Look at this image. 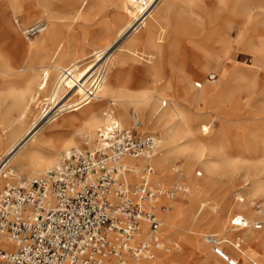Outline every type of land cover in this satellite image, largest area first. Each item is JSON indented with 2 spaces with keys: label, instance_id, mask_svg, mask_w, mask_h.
I'll use <instances>...</instances> for the list:
<instances>
[{
  "label": "bare ground",
  "instance_id": "obj_1",
  "mask_svg": "<svg viewBox=\"0 0 264 264\" xmlns=\"http://www.w3.org/2000/svg\"><path fill=\"white\" fill-rule=\"evenodd\" d=\"M162 1L122 0L123 19H131L123 23L114 37H111L112 33L111 36L99 33L90 51L73 58L69 36L56 43L53 0H8L13 6L27 10L41 8L40 12L48 16L49 24L35 23L42 24L43 29L39 37L29 43L14 23L10 25L13 37L27 54L23 58L27 64L21 65L20 70L35 71L32 76L36 88L32 90L30 85L24 91L11 90L10 106L0 113V139L5 135L8 141L0 153V190H3L4 183L10 184L5 179L11 176H15L17 181L44 174L57 165L61 153L83 147H78L82 140L94 146L99 134L114 123L126 128L134 127L137 116L141 122L140 132L159 134L160 150L148 157L127 156L124 159L126 168L131 171L127 173L131 181H136L150 167L148 176L153 180L171 183L176 174L190 176L194 162L203 169L204 172H200L205 181L211 177L224 181L213 201L206 198L204 190L199 196L194 191L188 207L179 203L174 206L176 196H158L155 210L165 231L171 234L163 237L160 229V238L169 250H160L156 260L141 264H189V260L195 257L198 264H207V254L210 253L208 246L200 240L202 234L206 242L208 235L224 239L222 247L233 258L264 264V236L254 230L258 225L264 228V210L257 211L251 206V198L263 197L264 200V0H215L217 10L225 11L227 16H211L212 22H222L211 35V61L202 66L196 62L189 69L180 67L169 80L165 75L159 76L149 62L156 52L154 34L148 36L146 51L128 48L129 61L118 60L115 56L122 42L130 38L136 41L134 35L145 26ZM88 2L93 5L97 0H83L78 14H82ZM89 13L82 16L84 21L91 19ZM234 42L242 50L252 53L254 64L234 63ZM145 58L148 62L141 66L139 77H134L136 62ZM216 64L223 68L220 80L204 83L203 77L206 73L211 74ZM10 70L7 66L5 73ZM258 76L263 77V86L256 91L254 82ZM238 84V89L245 88L249 92L251 103L257 107L251 113L260 117L262 126L258 132L244 131L250 153L258 157L255 166L249 167L240 181L232 174L238 163L228 155L230 147L224 128L233 113L222 108L224 99H221L226 93L227 96L233 94L237 90L234 85ZM213 94L218 96L213 98ZM39 100L41 108L38 115L27 128L22 129L32 105ZM204 112H211L222 121L223 128L217 132L219 135H211L212 143L199 140L200 133H210L212 129L201 119ZM239 114L242 116L241 112ZM230 184L242 185L233 199L228 198L227 186ZM185 187L190 191L188 185ZM240 216L245 219L242 225H233L232 219ZM191 227H194L193 233L186 234ZM142 229L139 239L145 240L149 236L147 223L142 224ZM5 244H9L7 239L1 237L0 246ZM242 246L247 247L250 254ZM243 253L246 259H243ZM127 259L131 261L130 256ZM116 260L120 264L119 258L113 256L106 258L103 264H115ZM213 264L224 263L218 259Z\"/></svg>",
  "mask_w": 264,
  "mask_h": 264
},
{
  "label": "built area",
  "instance_id": "obj_2",
  "mask_svg": "<svg viewBox=\"0 0 264 264\" xmlns=\"http://www.w3.org/2000/svg\"><path fill=\"white\" fill-rule=\"evenodd\" d=\"M42 27L33 25L26 33L36 35ZM140 125L137 116L132 128L114 123L94 146L71 148L44 174L7 184L0 193V238L11 247L0 246V264H103L111 256L120 264H141L169 250L160 238L155 201L188 189L153 184L150 167L136 181L128 178L124 159L151 156L159 147L158 135L140 132ZM244 221L240 216L231 223ZM144 222L149 236L141 240ZM207 242L228 264H258L231 257L217 235H208Z\"/></svg>",
  "mask_w": 264,
  "mask_h": 264
},
{
  "label": "rangeland",
  "instance_id": "obj_3",
  "mask_svg": "<svg viewBox=\"0 0 264 264\" xmlns=\"http://www.w3.org/2000/svg\"><path fill=\"white\" fill-rule=\"evenodd\" d=\"M82 1L83 0H53L52 5L57 25L58 37L56 43L69 36V48L73 58L80 56L84 51H90L93 44L96 43L94 42V39L98 37L99 33H106L109 35L112 33V36H110L114 37L123 23L125 21L127 22L128 19H131V17L123 19L122 0H97L93 5L88 2L83 10L84 13L82 12V14H78V9ZM214 3L215 0H163L155 13L148 18L145 26L134 35L136 41L133 42V39L130 38L121 43L120 47L115 51L116 58L118 60L129 61L130 58L127 55L128 48L146 51L148 36L149 34H154L156 52L153 53L151 58H149V62L155 67L159 76L165 75V79L169 80L170 78H173L174 71L180 67L185 66V68L189 69L193 67L196 62H199L201 66L205 65L211 61L213 49V41L211 39L212 32L222 25V22L219 21L212 22L211 16L214 14L223 18L227 16L225 11H218L216 4ZM41 10V8L38 9L37 7L27 10L23 7L13 6L8 0H0V87H7L5 90L6 93L0 94V113H3L10 106L11 100L9 98V92L11 90L24 91L28 89L30 85L32 90H35L36 88V84H33L34 76H32V73L35 71L33 69L20 70L21 65L27 64L26 60L23 61V58H26L27 54L23 51L19 41L13 37L14 35L12 34L10 25L14 23L13 25L19 28L21 36L27 43H29L30 40L35 41L39 37V33L36 35H29L26 33V30L28 27L39 21L45 22L47 25L49 24L48 16L43 12H40ZM29 11L31 13H29ZM85 12H90L89 15H91V19L87 21L83 20L82 16L85 15ZM232 48L234 63L237 65L254 64L255 60L253 59L252 53L242 50L237 42L233 43ZM147 59L148 58H145V60H139L136 62L134 77H139L141 72L140 68L144 63L148 62ZM7 66L11 69L8 74L5 73ZM214 67L215 69L211 70V74L206 73L203 77L202 80L204 83L209 84V82H212L213 80H217L215 82L217 83L220 80L223 70L222 65L216 64ZM213 75L215 78H213ZM197 80H199V78ZM173 81H175V79H173ZM254 84L256 91H259L263 86V77L258 76L255 79ZM150 85L153 86L152 84ZM238 86L240 85H234L235 88ZM217 94H213V98ZM231 96V100L228 101ZM223 97L224 98H221L224 99L222 101V108L233 113V117L226 120L224 128L226 127L225 136L230 147L228 155L232 161L238 163L237 166L234 167L232 174L236 180L240 181L243 179L246 170L249 167L253 168L252 166H255L256 158L258 157L256 154L250 153L248 149V138L245 136L244 131L250 129L258 132L261 130L262 126L259 124L260 117L253 116L251 113V111L257 109V107L254 103H251L250 94L247 89L237 88L233 94L227 96L226 93ZM40 108L41 104L39 100L32 105L22 129H25L30 125L32 120L38 115ZM131 112H133V110H131ZM239 112L242 113V116H240L241 114H239ZM202 118V121L208 123L212 129L210 133H200L199 140L203 143H212L211 135H219L218 133L223 128L221 127L222 121L211 112H204L201 116V119ZM127 125L128 123L124 126ZM155 134L159 136V134ZM83 143L84 140L80 141L78 147L83 146ZM7 145L8 141L6 140L5 135L1 136L0 153L7 147ZM159 150L160 147L158 148V151ZM63 153H61L60 156ZM200 171L202 173L204 172L203 169L200 168V164L194 162L192 163V174L190 176L176 174V177L171 183H158L153 180L152 177H148L152 183L166 188H173L179 183L184 186L188 185L190 191L187 193H178L175 202L173 203L174 206L179 203L183 204L184 207H188L192 203L191 194L194 191H196V194L199 196L204 190L203 193L206 194V198L213 201L224 183L223 180L214 177L205 181ZM151 174H154V172ZM15 179H17L15 176H11L10 178L5 179V182L12 183L16 181ZM6 185V183L3 184V190ZM241 189L242 185H228V198L233 199L235 193ZM3 190H0V193ZM263 203V197L251 198V206L257 211L264 210ZM259 215L262 214L259 213ZM225 226L229 228L228 224H225ZM192 228L194 227H191L186 234L193 233ZM254 230L264 236L263 226L258 225ZM161 231L163 237L171 235L169 232L165 231L163 225ZM207 232L209 233V231ZM217 233L220 234V232ZM227 235L228 234L226 233L225 237H227ZM204 237V234H202L200 240L208 246L207 251L211 254H207V264H213L218 259L224 264H227L221 258L215 256L212 247L204 240ZM2 246L11 247L9 244ZM242 248L249 253L247 247L242 246ZM189 250L190 249H187V251ZM245 253L242 254L243 259H246L244 257ZM156 259L157 257L153 260ZM196 259L197 257L192 258L188 263L198 264ZM115 264H118L117 260L115 261Z\"/></svg>",
  "mask_w": 264,
  "mask_h": 264
},
{
  "label": "crops",
  "instance_id": "obj_4",
  "mask_svg": "<svg viewBox=\"0 0 264 264\" xmlns=\"http://www.w3.org/2000/svg\"><path fill=\"white\" fill-rule=\"evenodd\" d=\"M6 88H7V87H3V86H1V87H0V94H4V93H6V92H5ZM85 141H86V140H84V143H85ZM84 143H83V146H84Z\"/></svg>",
  "mask_w": 264,
  "mask_h": 264
}]
</instances>
